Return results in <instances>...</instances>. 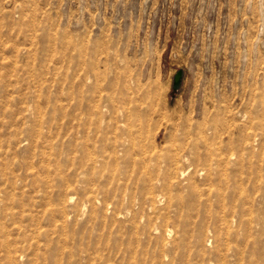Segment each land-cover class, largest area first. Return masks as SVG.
Returning a JSON list of instances; mask_svg holds the SVG:
<instances>
[{
	"label": "rangeland",
	"instance_id": "obj_1",
	"mask_svg": "<svg viewBox=\"0 0 264 264\" xmlns=\"http://www.w3.org/2000/svg\"><path fill=\"white\" fill-rule=\"evenodd\" d=\"M0 264H264V0H0Z\"/></svg>",
	"mask_w": 264,
	"mask_h": 264
},
{
	"label": "bare ground",
	"instance_id": "obj_2",
	"mask_svg": "<svg viewBox=\"0 0 264 264\" xmlns=\"http://www.w3.org/2000/svg\"><path fill=\"white\" fill-rule=\"evenodd\" d=\"M126 126H128L127 125V123H126V125H125V127ZM120 127V126H119ZM132 128H133V126H132ZM121 130V129H120ZM139 130V129H138ZM116 131H117V129H116ZM135 131H136V129H135ZM138 132V131H137ZM140 132V131H139ZM113 133V132H112ZM121 133H122V131H121ZM130 133V132H129ZM135 133V132H134ZM117 134H118V132H117ZM138 134H140V133H138ZM137 134V135H138ZM130 135H132V134H130ZM134 135H136V134H134ZM136 135V136H137ZM111 136V135H110ZM116 137V136H115ZM120 138H118L117 140H115V142H112L111 144H112V146L111 147H113V149H112V153L110 154V157H111V159L112 160H114L115 162H117V163H121L120 161L121 160H123V162L125 163V164H127V163H131V162H133L134 164H131V165H135V164H144L145 166H146V164H147V162H149V161H157V154H155V153H153V151L152 152H149L147 149H145L142 145H138L137 144V142H136V140H133V138H131L128 134H126V133H122V134H120V136H119ZM112 138H113V136H112ZM135 138V137H134ZM137 138V137H136ZM104 139V138H103ZM141 140V139H140ZM105 141V140H104ZM111 142V141H110ZM110 144V145H111ZM145 146V145H144ZM108 147H109V145H108ZM110 147V148H111ZM109 149V148H108ZM106 150V149H105ZM153 150V149H152ZM106 152H107V150H106ZM107 153H109V152H107ZM105 155H106V153H105ZM104 156V155H103ZM98 158V157H97ZM103 158V157H102ZM94 161L96 160V161H99V160H97L96 159V157H95V159H93ZM93 161V162H94ZM104 161V160H103ZM106 161V160H105ZM114 161H112L111 163H109L110 165H112L113 164V162ZM92 162V163H93ZM94 163H96V162H94ZM107 163V162H106ZM105 163V164H106ZM146 163V164H145ZM119 165H121V164H119ZM123 165V164H122ZM129 165V164H128ZM130 165V166H131ZM125 166H127V165H125ZM107 167H109V166H107ZM122 167V166H121ZM160 167V166H159ZM106 168V167H105ZM104 168V169H105ZM138 168V167H137ZM93 169V168H92ZM100 169H102V167L100 168ZM139 169V168H138ZM100 171V170H99ZM180 171H182V173H184V171L183 170H180ZM140 174V173H139ZM145 179V178H144ZM149 180V179H148ZM154 183V182H153ZM154 186V185H153ZM143 192H144V190H142ZM147 194V193H146ZM135 195V194H134ZM132 197V196H131ZM153 202V201H152ZM153 204V203H152ZM156 207V206H155ZM187 227V226H186ZM178 228V227H177ZM174 235V234H173ZM175 236V235H174ZM187 236V235H186ZM185 236V237H186ZM172 237V236H171ZM174 238V237H173ZM183 239V238H182ZM185 240V239H184ZM229 243H227V245H228ZM165 246V245H164ZM224 246V245H223ZM230 249L229 248V246H227L226 247V249ZM230 251V250H229ZM222 252V251H221ZM235 252H236V250H235Z\"/></svg>",
	"mask_w": 264,
	"mask_h": 264
},
{
	"label": "water",
	"instance_id": "obj_3",
	"mask_svg": "<svg viewBox=\"0 0 264 264\" xmlns=\"http://www.w3.org/2000/svg\"><path fill=\"white\" fill-rule=\"evenodd\" d=\"M183 72H184V70L183 69H180L176 73V75L174 77V85H173V87H174L175 90H178L179 87L181 86L182 79H183V76H184V73Z\"/></svg>",
	"mask_w": 264,
	"mask_h": 264
}]
</instances>
